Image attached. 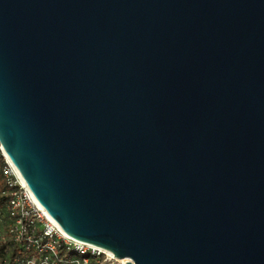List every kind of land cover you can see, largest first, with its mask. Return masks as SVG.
<instances>
[{"label": "water", "instance_id": "1", "mask_svg": "<svg viewBox=\"0 0 264 264\" xmlns=\"http://www.w3.org/2000/svg\"><path fill=\"white\" fill-rule=\"evenodd\" d=\"M0 148L124 264H264V0H0Z\"/></svg>", "mask_w": 264, "mask_h": 264}, {"label": "built area", "instance_id": "2", "mask_svg": "<svg viewBox=\"0 0 264 264\" xmlns=\"http://www.w3.org/2000/svg\"><path fill=\"white\" fill-rule=\"evenodd\" d=\"M4 157L7 201L0 210V243L6 254L0 264H124L108 249L67 234Z\"/></svg>", "mask_w": 264, "mask_h": 264}, {"label": "trees", "instance_id": "3", "mask_svg": "<svg viewBox=\"0 0 264 264\" xmlns=\"http://www.w3.org/2000/svg\"><path fill=\"white\" fill-rule=\"evenodd\" d=\"M4 163H5V157L0 148V210L4 207L7 201V196L3 193V191L6 190V185L2 174V167ZM5 252H6V245L0 243V258H2L6 254Z\"/></svg>", "mask_w": 264, "mask_h": 264}, {"label": "bare ground", "instance_id": "4", "mask_svg": "<svg viewBox=\"0 0 264 264\" xmlns=\"http://www.w3.org/2000/svg\"><path fill=\"white\" fill-rule=\"evenodd\" d=\"M111 254H113V252H111L110 250H108ZM121 261H127V258H120Z\"/></svg>", "mask_w": 264, "mask_h": 264}, {"label": "rangeland", "instance_id": "5", "mask_svg": "<svg viewBox=\"0 0 264 264\" xmlns=\"http://www.w3.org/2000/svg\"><path fill=\"white\" fill-rule=\"evenodd\" d=\"M25 254V253H24Z\"/></svg>", "mask_w": 264, "mask_h": 264}]
</instances>
